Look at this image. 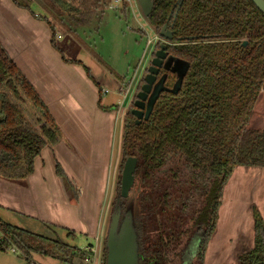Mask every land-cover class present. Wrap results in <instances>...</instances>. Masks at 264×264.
Here are the masks:
<instances>
[{
  "label": "trees",
  "instance_id": "16d2710c",
  "mask_svg": "<svg viewBox=\"0 0 264 264\" xmlns=\"http://www.w3.org/2000/svg\"><path fill=\"white\" fill-rule=\"evenodd\" d=\"M113 1L12 0L33 16L32 6H40L45 12L41 19L54 35L56 24L76 33L94 21H102ZM175 1L154 0L147 22L161 28L164 14ZM128 5L122 0L124 16L130 12ZM173 30L176 38L197 36L199 41L212 43L171 48L177 58L191 64L190 72L178 96L160 97L149 121L136 125L128 113L120 170L127 158L140 159L143 215L147 208H161L158 205L169 196L162 194L153 201L151 194L146 195L152 181L163 179L164 169L170 170L168 182L176 179L174 167L178 164L196 170L190 181L198 176L206 183L205 190L211 185L206 192L205 214L198 219L211 229L201 245L204 254L215 233L220 191L234 168L264 167V131L246 129L259 90L264 88V16L250 0H185ZM242 39L248 40L246 47L241 45ZM174 82L172 76L169 85ZM27 104L35 113L36 125L26 111ZM60 138L44 101L0 44V178L25 181L34 173L35 160L42 150L57 144ZM58 175L64 177L61 170ZM142 222V264H147L144 254L155 252L151 244L158 242V236L154 241L150 230L158 228L160 221L147 213ZM254 224L255 248L240 257L239 264H264V236L260 235L263 220L259 215H254ZM58 235L48 239L0 219V252H12L28 264H34L35 254L60 264H89L93 260L92 251L68 245ZM73 237L72 233L66 236Z\"/></svg>",
  "mask_w": 264,
  "mask_h": 264
},
{
  "label": "crops",
  "instance_id": "0c3cea01",
  "mask_svg": "<svg viewBox=\"0 0 264 264\" xmlns=\"http://www.w3.org/2000/svg\"><path fill=\"white\" fill-rule=\"evenodd\" d=\"M34 14L18 8L12 0H0V44L44 101L61 138L42 150L35 160L34 173L25 181L0 178V213L18 220L14 225L0 219L25 231L45 230L61 237L72 233L74 237L68 240L87 242L78 247L80 250L97 252L102 246L110 195L122 158L117 149L118 131L121 128L123 137L124 128L120 116L130 98L119 105V93L103 91L131 79L125 81L126 70H112L107 78L96 79L81 62L66 57L57 43V32L54 35L41 19L44 15ZM66 33L72 39L78 36V32ZM29 114L36 125L34 111L30 109ZM242 170V176L252 172L246 168L234 173L224 192L225 212L235 208L233 190ZM0 264L28 262L12 252H0Z\"/></svg>",
  "mask_w": 264,
  "mask_h": 264
},
{
  "label": "rangeland",
  "instance_id": "374dc122",
  "mask_svg": "<svg viewBox=\"0 0 264 264\" xmlns=\"http://www.w3.org/2000/svg\"><path fill=\"white\" fill-rule=\"evenodd\" d=\"M130 1V4L128 2L130 12L127 15L124 16L122 14V6H119L116 10H110L108 7L106 16L102 21H94L90 26L78 29V36L74 37V39H72L73 37L71 35L66 33V30L63 27L56 24L57 37H59L57 43L63 48L62 50L65 51L64 54L66 57L72 61L78 60L81 62L87 70L91 71L96 79L103 77L107 78L111 75L112 70H126L125 76L126 74L128 75L125 81L127 82L128 79H131L129 82L132 81V83L130 87L129 104H126V107L124 111L121 112L120 116V122H122V118H124L123 126H125L126 123L127 113L132 110L130 102L133 99V96L140 91L141 86L144 83L143 77L147 74V70L150 67L154 54L159 50V44L153 42L150 45L149 43V38L153 37V32L151 31L146 18L143 16L137 0ZM32 8L36 14L45 15L44 11L38 6H32ZM60 38H62L63 41H60ZM21 67L23 68V66ZM124 83H122L121 80L118 87H115V89L108 87L105 91L118 96L119 90ZM123 100V96L119 95L117 98L119 105L124 102ZM31 108L32 107L29 104L26 105V111L28 114ZM124 113H126L125 117ZM248 128L264 129V94L262 95V98L260 97V100L254 109ZM121 133V128H119L118 151H121L122 149ZM243 169L246 170V168ZM247 169L252 172H247L246 176H242L245 172L242 170L237 177L238 185L236 190H233L237 197V199H234L235 202H233L235 208L230 212H225L224 208L223 210L221 208L222 212L220 211V214L222 215V221L221 215L219 214L217 229L209 244L204 264H239V257L249 252L255 245L253 206H257V209L263 212L262 216L264 220V171H261L262 169ZM117 170H119V167ZM117 174L118 171L116 172V178L113 183L107 211L109 212V209L111 210V208L114 210L118 205L121 212L124 214L130 200H121L119 203L117 196L120 191V184L117 181ZM135 178L136 181L133 187L132 198L139 203L144 188H142L140 177L136 176ZM157 186L162 187L159 194L156 190L152 189ZM165 186H167L165 178L161 181L156 178L146 188V195L151 194L152 200L157 201L159 196L162 195ZM182 190L183 188L176 189L175 192H172V195L174 197H179ZM233 205L227 203V206L229 207H232ZM140 208V215L137 221L139 233L142 223L141 213L143 212L142 206ZM194 209L195 208H191L190 210L193 211ZM1 214L2 213H0V217L8 223L14 225L17 223L18 218L11 215H7V218H5L4 215L2 214V216ZM27 232L48 239L56 238L55 235H51V233L45 230H42V232L39 230H36V232L27 230ZM58 237L68 245L81 248L87 245L86 241L80 239L68 240L66 237H60V234ZM196 238V240H198L200 235L198 234ZM100 258L101 249L97 251L95 264L101 263ZM32 259L36 264H60L53 259L45 258L36 254L32 256ZM192 264H197V261H193Z\"/></svg>",
  "mask_w": 264,
  "mask_h": 264
},
{
  "label": "flooded vegetation",
  "instance_id": "af4514ba",
  "mask_svg": "<svg viewBox=\"0 0 264 264\" xmlns=\"http://www.w3.org/2000/svg\"><path fill=\"white\" fill-rule=\"evenodd\" d=\"M152 2H153V9H154V0H152ZM168 4H169V2H168ZM168 4H167V6H168ZM184 4H185V0H176L169 7L167 12L164 14V21H163L161 28L157 29L148 23V25L151 28V31L153 32V37L149 38L150 39V45L154 42V43L159 44L158 45L159 50L161 47L166 48L165 53H164L165 59L162 60V67L159 69L161 71L158 74L157 80H156V83H157L159 80L164 79V88L166 90H172L174 88V86L178 80V74L177 73L173 74V73L167 71L168 69L166 70L165 67L169 68L170 70L175 68V64L173 61H178V62L182 63L183 66L185 64L189 65L188 72H187V74L183 80V83H182V87H183L184 81H185L188 73L190 72V68H191V64L187 61H184L180 58H177L175 56L176 54H174L172 52L171 48L175 47V46H187V45H192V44L194 45V44L212 43V42H208V41H199L200 38L197 36L185 37V38H176L173 29L176 25L179 13L181 12ZM252 4L254 5L253 2H252ZM255 8L262 14V12L256 6H255ZM153 9H152V12H153ZM152 12H151V14H152ZM150 15H149V17H150ZM170 37H171V39H170ZM176 39L178 42H175ZM240 43L243 47H246L248 45V40L242 39L240 41ZM159 50H157V51H159ZM153 59H154V57L152 58V60ZM170 62H171V64H170ZM150 66H151V63H150ZM183 66L180 67L179 70H183ZM146 76H147V74L144 75L143 80ZM172 76H175V82L173 83L172 86H170L169 81H170V78ZM144 84H145V82L143 83L142 86H144ZM182 87H181V89L177 95H174L170 92H163L160 95V97L162 95H165V94H171L173 96H178L182 90ZM263 94H264V88L262 87L259 90L257 100L254 104L253 110L251 112V115L248 119V123L246 125V129H248V130L261 131V132L264 131V129H256V128L255 129H249L248 128L249 127V121L252 118V114L254 112V109H255L258 101L260 100V97L262 98ZM160 97H159V99H160ZM159 99H158V101H159ZM156 104H155V106H156ZM155 106H154V109H155ZM129 113H131V112H129ZM132 117L134 118V121L136 124V118L134 116H132ZM127 118H128V114H127ZM150 118H151V116H150ZM142 122H147V121L143 120ZM122 139H123V137H122ZM122 152H123V150H121V154H122ZM129 158L137 159V168H136L135 177L140 176V171H139L140 159L137 157H129ZM129 158H127V159H129ZM127 159L124 161L123 167H124ZM121 162H122V158H121ZM243 168L264 169V167H245V166H237L234 168L231 177L225 182L222 190L220 191L219 206H218L217 214H216L217 221H216L214 231H216V229H217L219 214H220L221 208L223 206L224 192H225L226 186H227L228 182L230 181V179L232 178V176L234 175V173L236 171H238L239 169H243ZM169 172H170V170L164 169L162 171V174H161L163 176V178H165L166 184H167V186H165L166 189L164 187L162 194L163 195L169 194V196L166 195L167 197H165L161 201V202L164 201L165 203L164 204L162 203V205L161 204L158 205L161 208H156V209H153V207L147 208V210H148L147 213L150 215V217L154 216L155 218H157V221H160V223L158 224L159 225L158 228H153L150 230V233H151L152 237L154 238V241L156 240V238L158 236V242L151 244V246H153V247L155 246V252L152 251L153 254L152 253L147 254L145 252L144 256L146 259V263L147 264H192L193 261H197V264H204L206 254L208 252V248H207L206 252L203 254V252L201 251V245H202V242L204 241V237H205L207 231H210L211 229L210 230L208 229V227L206 226V223L201 221V218H200V220H198V219L200 216H203V214H205L204 209L207 206L206 192L207 193L209 192L211 185H209V187H207L208 189L205 190L206 183L201 181L198 178V176H196V179L194 181H190V176L193 175V173L197 174L196 173L197 171L191 169L190 167L183 166L182 164H178L177 166L174 167V172H176V175H177V177L174 181L168 182L167 175L170 176ZM135 181H136V178H135ZM179 188L180 189L183 188L182 193L179 194V197H177V196L174 197L172 195V192L173 191L175 192L176 189H179ZM161 189H162V187H158V186L154 187V190H156L157 193H159V191ZM176 195H178V194H176ZM191 208H195V209L193 211H191L190 210ZM147 213H145V214H147ZM145 214L144 215L142 214L141 219L145 218ZM262 214H263V212L259 211L257 209V206H253V216L259 215V217H261L263 220ZM163 218H164V222L162 223ZM260 233H261L260 234L261 236H264V220H263V228H261ZM198 234L200 235V238L198 240H196L197 239L196 237ZM140 235H141V240H142V238H143V222L141 223ZM212 238H213V236H212ZM212 238H211V240H212ZM263 245H264V238H263ZM142 248H143V246H142V242H141V249ZM254 248H255V245L249 252L241 255L240 257L246 256L247 254L252 252L254 250ZM152 250H154V248ZM155 256H157V257H155ZM202 257H203V259H202ZM240 257H239V259H240Z\"/></svg>",
  "mask_w": 264,
  "mask_h": 264
},
{
  "label": "water",
  "instance_id": "95a60500",
  "mask_svg": "<svg viewBox=\"0 0 264 264\" xmlns=\"http://www.w3.org/2000/svg\"><path fill=\"white\" fill-rule=\"evenodd\" d=\"M251 1L264 15V0ZM137 3L143 16L147 20L153 9L152 0H137ZM165 49V47H161L160 50L154 54L151 66L147 70V76L144 78L145 84L141 87L140 91L133 96V99L130 102L132 106V111L130 112L132 116L136 118L137 125L143 120H149L153 113L154 106L163 92H170L174 95L178 94L188 72V64L183 66L182 63L173 61L175 68L170 70L165 67V69H168L167 71L173 74H178V80L174 88L172 90H166L164 88V79H161L156 83L157 76L161 71L159 69L162 67V60L165 59ZM182 66L183 70H179ZM126 125L127 119L125 126ZM125 126L123 128V133ZM120 165L117 174L120 191L117 199L119 203L121 200L130 201L128 202L129 204L124 214L121 212L118 205L114 210H112V208L111 210L109 209L106 229L101 246L100 264H142V253L140 248L141 235L137 227L141 206L140 201L138 203V201L132 198L133 187L135 185L137 159H127L122 171L120 170Z\"/></svg>",
  "mask_w": 264,
  "mask_h": 264
},
{
  "label": "built area",
  "instance_id": "2783aa9c",
  "mask_svg": "<svg viewBox=\"0 0 264 264\" xmlns=\"http://www.w3.org/2000/svg\"><path fill=\"white\" fill-rule=\"evenodd\" d=\"M129 2V4L131 3L130 0H127V3ZM121 4H122V0H114L113 3L109 6V9H117L119 6L121 7ZM150 43V42H149ZM131 83L132 81L130 82H127V83H124L122 85V87L120 88V91H119V94L121 96H123L124 98V102L125 100L128 98L129 94H130V87H131ZM103 94H108V91H103ZM123 102V103H124ZM93 260L92 261H89V264H95L96 263V259H97V252L96 251H93Z\"/></svg>",
  "mask_w": 264,
  "mask_h": 264
}]
</instances>
